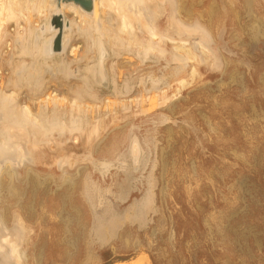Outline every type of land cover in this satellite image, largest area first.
<instances>
[{
  "label": "rangeland",
  "instance_id": "obj_1",
  "mask_svg": "<svg viewBox=\"0 0 264 264\" xmlns=\"http://www.w3.org/2000/svg\"><path fill=\"white\" fill-rule=\"evenodd\" d=\"M177 1L183 19H201L215 34L209 43L212 53L197 54L192 63L196 74L183 88L173 83L155 94L139 86L138 79L161 75L163 60L135 50L113 61L118 86L125 78L135 84L125 100L110 98L112 103L123 100L128 112H121V103L107 105L109 112L116 110L115 116L109 115L108 139L120 135L111 160L119 157L115 160L124 163L114 161L105 173L90 159L91 153L96 158L93 146L71 147L66 153L72 164L68 163L76 168L69 164L66 170L70 176L80 170L75 186L62 183L56 163L61 152L54 149L35 169L38 174L22 178L23 170L18 189L13 194L3 191L0 209L9 221L15 213L20 215L31 231L29 263L114 264L146 254L151 264H264V0ZM172 6L175 11V0ZM135 96L143 101L140 106ZM27 100L23 94L21 103L35 111ZM132 135L140 139L146 159L139 172L125 156L126 139ZM103 146L106 149L105 142L98 152L105 150ZM86 179L92 182L89 196L84 192ZM149 190L153 199L144 210L147 215H138L146 223L137 218L132 222L130 215ZM117 214L124 221L115 219ZM93 216L120 222L105 244L91 237L97 221Z\"/></svg>",
  "mask_w": 264,
  "mask_h": 264
},
{
  "label": "bare ground",
  "instance_id": "obj_2",
  "mask_svg": "<svg viewBox=\"0 0 264 264\" xmlns=\"http://www.w3.org/2000/svg\"><path fill=\"white\" fill-rule=\"evenodd\" d=\"M173 2L174 0H91L92 8L86 11L73 2L0 0V202L4 190L7 194H13L16 188L18 189L21 184V171L24 170L25 174V176L22 174L24 176L22 178L32 175L31 173L38 174L35 169L39 168L47 151L51 152L55 149L61 152L56 159L57 169L61 172L62 183L67 182L70 185H75L77 179L74 178L80 177V170H76L74 176L68 175V169L66 170L71 163L68 161L71 154L69 156L66 152L71 147L75 148L80 143L93 146L96 158L100 159L96 160L92 157V153L91 158L89 155L87 158L96 161L103 172L110 169L113 162L117 161L115 159L119 157L113 162L111 158L116 157L114 153L118 149L117 140L119 139L116 137L120 135L111 137L110 141L108 139L111 134L108 132L111 125L109 115L114 112L115 116L116 110L112 108L113 111L109 112L107 105L113 106L110 102L114 99L119 100V97L124 99L123 97L130 94L131 85L134 83L130 85L125 78L123 85L118 86L115 79V63H113L115 59L119 60L118 58L123 54L133 55L137 50V55L144 52L146 58L153 55L154 61L156 58V61L163 60L165 65L161 75L147 74L146 77L138 79L139 86L143 88L148 86L149 92L154 94L170 88L173 83L183 88L188 79L194 77L196 65L192 63L198 58V53L204 56L212 53L209 43L212 42L215 34L212 36L209 27L200 23L201 19L200 22L198 20L189 22L183 19L178 1L175 0V11ZM58 15L64 18V23L61 31V50L56 52L52 49V43L59 30L51 24V20ZM66 18L68 24L65 23ZM168 46H171L170 50ZM78 55H80L79 59L74 61ZM130 57L133 58V56ZM117 63L120 65L119 62ZM132 78L129 79L132 80ZM49 88L52 90L47 91ZM60 90L64 92L63 95H60ZM23 94L27 101L31 102L35 111H32L33 108L31 109L27 104L21 103ZM130 97L126 99H131ZM137 99L138 97L135 105L140 106L143 101ZM150 99L152 100V97ZM113 102L116 104L118 101ZM120 107L123 110L121 112L129 110L126 103H121ZM126 140L125 156L129 162L127 164L134 171H138L146 160H144L142 144L140 139L133 135ZM104 142L105 146L106 142L108 143L106 149L103 146L105 150L98 152ZM63 153L66 154L63 155ZM122 161L117 162L120 164ZM47 163L52 166V162L49 164L50 162L47 161ZM92 164L93 162L90 165ZM70 165L69 170L71 166L73 167ZM45 166H47L46 162ZM48 176L51 177V174ZM52 178H54L53 175ZM87 182L90 181L86 179L83 183L86 187L85 196H89L90 191L88 192L89 189H87L89 186L92 190L90 185L92 182L90 184ZM151 194L150 190L145 194L143 202L138 203L140 206H137L136 212L133 207L135 213L130 217L137 218L138 223H142L145 219V217L143 220L138 219V215L141 217L143 211L150 208L147 206L151 198L153 199ZM88 199L96 215V207L91 199ZM122 200H125L124 197ZM144 212L147 215V212ZM121 215L124 216L122 213ZM116 216V218H110L113 221L115 219L120 221L118 214ZM128 217L127 214L123 218L130 221ZM123 218L121 220L124 221ZM99 219L95 218L94 221L97 220L95 223L93 221L91 237L101 245L115 236L116 223L120 224V222L114 223L112 220L102 222ZM133 219L132 222L135 221ZM25 222L16 213L9 221L0 209V264H32L28 260L29 248L32 245H30L31 231L29 232V226L27 228ZM114 264H151V262L146 254H140L135 258L121 260Z\"/></svg>",
  "mask_w": 264,
  "mask_h": 264
},
{
  "label": "water",
  "instance_id": "obj_3",
  "mask_svg": "<svg viewBox=\"0 0 264 264\" xmlns=\"http://www.w3.org/2000/svg\"><path fill=\"white\" fill-rule=\"evenodd\" d=\"M57 1H64V2H73L76 5H79L82 9L86 11H90L92 8L91 0H57ZM64 18L61 15L53 17L51 20V24L59 30L58 35L54 38L52 43V49L56 52L61 50V31L63 28ZM68 24V20L65 21Z\"/></svg>",
  "mask_w": 264,
  "mask_h": 264
}]
</instances>
